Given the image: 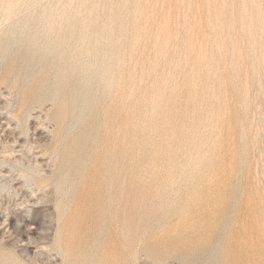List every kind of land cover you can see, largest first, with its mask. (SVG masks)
I'll use <instances>...</instances> for the list:
<instances>
[{
    "label": "rangeland",
    "instance_id": "374dc122",
    "mask_svg": "<svg viewBox=\"0 0 264 264\" xmlns=\"http://www.w3.org/2000/svg\"><path fill=\"white\" fill-rule=\"evenodd\" d=\"M0 264H264V0H0Z\"/></svg>",
    "mask_w": 264,
    "mask_h": 264
}]
</instances>
